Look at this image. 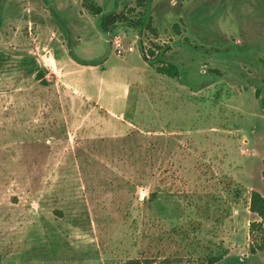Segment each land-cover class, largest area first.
Wrapping results in <instances>:
<instances>
[{
  "label": "rangeland",
  "instance_id": "rangeland-1",
  "mask_svg": "<svg viewBox=\"0 0 264 264\" xmlns=\"http://www.w3.org/2000/svg\"><path fill=\"white\" fill-rule=\"evenodd\" d=\"M84 1L0 2V264H264V0H91L111 31ZM103 77L129 82L121 117Z\"/></svg>",
  "mask_w": 264,
  "mask_h": 264
},
{
  "label": "trees",
  "instance_id": "trees-1",
  "mask_svg": "<svg viewBox=\"0 0 264 264\" xmlns=\"http://www.w3.org/2000/svg\"><path fill=\"white\" fill-rule=\"evenodd\" d=\"M136 1L139 7H144L146 6L149 0H136ZM84 6L92 14L100 15V27L102 30L105 31H111V27H113L116 22L122 21L121 19L125 18L116 12L103 13L102 6L91 0H85ZM137 22H141V21L139 20ZM147 27L152 31L156 32V29L153 27L152 22H148ZM151 52L154 53L153 49H151ZM142 53L144 58L150 62V59L147 57V54L145 53L144 50H142ZM159 56L160 55H158L154 60L159 61L160 60ZM76 61L85 65H98L102 63V62H94V61L86 62L78 58H76ZM150 64H155V63L150 62ZM157 71L172 78L179 77L180 75L179 67L174 64H167V65L163 64L160 67H157ZM44 76L45 75L43 71L37 72V77L39 80H42ZM262 105L264 107V99L262 101ZM156 194L157 193L155 192L151 193L150 195L151 200H154ZM249 209L251 212L255 213L259 217L258 220H253L250 223V234H251V238H253V243L250 246V250L253 254H256L257 251L264 250V195L258 190H252L250 194ZM1 259H2V255L0 251V261ZM221 259H222L221 256H211L208 258V264H215ZM164 260L165 261L159 264H174V262L171 260H167V259ZM122 264H158V263H156V260L152 257H145V258L136 257V258H129L125 260Z\"/></svg>",
  "mask_w": 264,
  "mask_h": 264
},
{
  "label": "crops",
  "instance_id": "crops-1",
  "mask_svg": "<svg viewBox=\"0 0 264 264\" xmlns=\"http://www.w3.org/2000/svg\"><path fill=\"white\" fill-rule=\"evenodd\" d=\"M84 59V58H83ZM70 60L74 61L78 65L84 66V67H99L101 64L98 65H85L78 61H75L72 57H70L68 61V64H70ZM85 60V59H84ZM87 61V60H85ZM103 74L105 75L107 68L103 70ZM101 75V74H100ZM99 75V76H100ZM103 75V76H104ZM102 76V75H101ZM129 82H123L119 81L116 83H111L108 81L105 77H103V84L101 85V92L98 91L96 95V101L98 104H100V108H104L106 112L112 114V115H118L123 116L124 111L127 107V99L129 94ZM108 93H112L111 99L108 96Z\"/></svg>",
  "mask_w": 264,
  "mask_h": 264
},
{
  "label": "built area",
  "instance_id": "built-area-1",
  "mask_svg": "<svg viewBox=\"0 0 264 264\" xmlns=\"http://www.w3.org/2000/svg\"><path fill=\"white\" fill-rule=\"evenodd\" d=\"M137 41V40H136ZM135 41V42H136ZM111 44H113V46H114V49H115V51L117 52V55H119V56H122V55H124L125 54V52L126 51H134L135 50V46L134 45H130L129 47H128V49H126L125 47H124V45H123V42H122V39H119L118 38V36H114L113 38H112V40H111ZM155 49V48H154ZM153 49V51H154V53H153V56H155V58L158 56V51H155ZM152 53V52H151ZM147 57L149 58L150 57V55L147 53Z\"/></svg>",
  "mask_w": 264,
  "mask_h": 264
},
{
  "label": "water",
  "instance_id": "water-1",
  "mask_svg": "<svg viewBox=\"0 0 264 264\" xmlns=\"http://www.w3.org/2000/svg\"><path fill=\"white\" fill-rule=\"evenodd\" d=\"M128 24L129 25H131V26H133V27H139L140 25H138L136 22H134V21H128ZM159 58H161V56H159ZM159 58H157V59H159Z\"/></svg>",
  "mask_w": 264,
  "mask_h": 264
}]
</instances>
